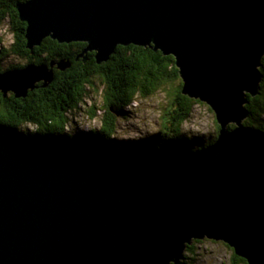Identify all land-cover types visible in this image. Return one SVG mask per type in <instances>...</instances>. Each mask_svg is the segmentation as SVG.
Wrapping results in <instances>:
<instances>
[{
	"label": "water",
	"instance_id": "95a60500",
	"mask_svg": "<svg viewBox=\"0 0 264 264\" xmlns=\"http://www.w3.org/2000/svg\"><path fill=\"white\" fill-rule=\"evenodd\" d=\"M18 11L32 52L51 38L88 44L98 65L119 46L174 57L183 94L221 130L198 150L116 160L0 135V264H184L207 239L264 264V131L245 125L264 80V0H31ZM56 66L72 67L9 69L0 92L25 99Z\"/></svg>",
	"mask_w": 264,
	"mask_h": 264
},
{
	"label": "trees",
	"instance_id": "16d2710c",
	"mask_svg": "<svg viewBox=\"0 0 264 264\" xmlns=\"http://www.w3.org/2000/svg\"><path fill=\"white\" fill-rule=\"evenodd\" d=\"M29 1L0 0V31L9 22L14 35L13 45L8 49H0V74L31 64L51 65L52 62L58 64L63 60L70 62L72 67L61 71L56 66L54 82L46 88L43 82L37 84L38 88L25 99H17L14 94L5 99L0 92V135L16 141L25 138L54 151L85 152L110 160L127 154L161 156L189 147L192 149L191 145L197 146L184 135L183 126L199 101L183 94L184 84L174 57H167L161 51L156 52L149 47L119 46L109 62L98 65L95 53H84L88 47L86 43L60 44L51 38L32 52L27 48V24L21 21L18 11L19 5ZM3 44L4 39L0 35V47ZM10 56L18 57L25 64L4 69L3 63ZM261 72L264 75V62ZM104 78L111 88L110 92H106L110 103L101 129L68 134L70 113L81 109L93 85ZM178 82L180 85L170 93L171 105L163 117L160 133L134 143L115 139L121 115L135 102L137 96L151 97L164 85ZM248 100L246 108L250 117L245 125L264 131V80L260 95L255 98L248 96ZM91 117L95 119L96 112H92ZM32 127L34 131L29 129ZM217 127V137L206 146L217 141L221 130L219 125ZM234 128V125L230 126V129ZM85 136L89 140H85ZM201 242L194 241L188 247L184 264H197L198 251L195 245ZM232 264L248 262L233 252Z\"/></svg>",
	"mask_w": 264,
	"mask_h": 264
},
{
	"label": "rangeland",
	"instance_id": "374dc122",
	"mask_svg": "<svg viewBox=\"0 0 264 264\" xmlns=\"http://www.w3.org/2000/svg\"><path fill=\"white\" fill-rule=\"evenodd\" d=\"M0 35L4 39V44L0 49L10 48L14 43V35L10 31L9 22L1 29ZM24 64L18 57L10 56L5 59L3 68L8 69ZM179 85L180 82L164 85L148 98L137 96L135 102L121 115L115 139L134 143L160 133L163 117L171 105L170 93ZM109 88L111 86L105 78L96 81L81 109L70 113L71 123L68 126V134L101 129L110 103L106 96V92H110ZM92 112L97 114L95 119L91 117ZM217 126L213 110L207 104L199 102L195 104L190 119L184 124L183 133L188 140L197 144V146L191 145L192 149L196 150L215 140L218 135ZM29 129L34 131V127ZM85 140H89V138L85 136ZM195 248L198 251L197 264H232L233 250L225 243L205 240L196 244ZM185 255L187 254L185 253Z\"/></svg>",
	"mask_w": 264,
	"mask_h": 264
},
{
	"label": "clouds",
	"instance_id": "9594fccd",
	"mask_svg": "<svg viewBox=\"0 0 264 264\" xmlns=\"http://www.w3.org/2000/svg\"><path fill=\"white\" fill-rule=\"evenodd\" d=\"M88 45V44H87ZM182 80V79H181ZM200 102V101H199ZM219 125V124H218ZM187 149V148H186ZM191 149V148H190ZM201 149V148H200ZM194 150V149H193ZM196 150H198V149H196ZM208 240V239H207ZM205 241V240H204ZM209 241V240H208ZM234 252V251H233Z\"/></svg>",
	"mask_w": 264,
	"mask_h": 264
}]
</instances>
